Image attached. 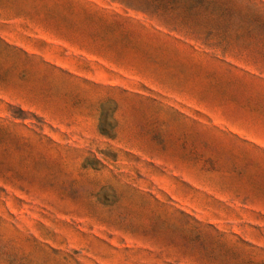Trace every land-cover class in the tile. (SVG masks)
<instances>
[{"label": "rangeland", "instance_id": "1", "mask_svg": "<svg viewBox=\"0 0 264 264\" xmlns=\"http://www.w3.org/2000/svg\"><path fill=\"white\" fill-rule=\"evenodd\" d=\"M0 264H264V0H0Z\"/></svg>", "mask_w": 264, "mask_h": 264}]
</instances>
